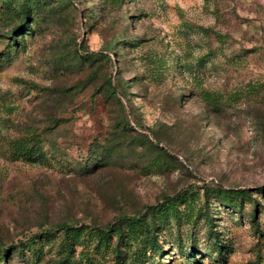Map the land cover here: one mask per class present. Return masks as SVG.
I'll return each instance as SVG.
<instances>
[{"label":"rangeland","instance_id":"obj_1","mask_svg":"<svg viewBox=\"0 0 264 264\" xmlns=\"http://www.w3.org/2000/svg\"><path fill=\"white\" fill-rule=\"evenodd\" d=\"M18 22L0 0V264H264V0H40ZM125 215L145 220L120 240Z\"/></svg>","mask_w":264,"mask_h":264},{"label":"trees","instance_id":"obj_2","mask_svg":"<svg viewBox=\"0 0 264 264\" xmlns=\"http://www.w3.org/2000/svg\"><path fill=\"white\" fill-rule=\"evenodd\" d=\"M17 0H3V3L5 5H7L9 8L12 9V11L15 13V15H17V17L19 18V22L17 24H15L12 27V31L10 32V34L12 35V39L14 40L15 38V33L16 32H20L21 30H23L26 26L29 25V20L34 16V14H36V10L39 8L40 6V0H20L19 2H15ZM100 55L97 52H91V53H86V55L84 56L85 58L88 59H96L98 56ZM108 87L110 90V93L112 94V96L116 95V91L114 89L113 84L111 83V79H108ZM124 129L126 128H130V129H134L133 125L129 124L128 121H125L123 124ZM16 151H18V153L20 155H24V156H31V158H34V160H37V158L40 156L41 152L40 151V147L36 145V143H32L31 146L27 144L22 145L17 147ZM240 191L244 192L245 190L241 189ZM246 192V191H245ZM162 204L161 203H157L155 205H151L149 206L150 210L152 212L154 211H158L159 209H161ZM144 217L143 215H125L121 220H119L118 222V237L119 239H123V227L122 224L126 223V224H130V225H137L140 224L142 221H144ZM55 226H58L61 229H64V231H70L73 229L72 224L63 222L60 224H57ZM112 227V228H111ZM110 229H113V226H110ZM100 232L103 234H106L108 230L104 229V228H99ZM47 234L51 233V230H45ZM35 238V237H34ZM32 237V240L34 239ZM13 246V244L4 247L1 251L3 256L6 257L8 249H10ZM69 246L67 245L66 249H68ZM117 250V258L119 259L121 256V251L119 250L118 247H116ZM65 259H67L69 261L70 264H77L76 260L73 259V256L70 255V251L68 250V253L66 254ZM118 261V260H117Z\"/></svg>","mask_w":264,"mask_h":264}]
</instances>
